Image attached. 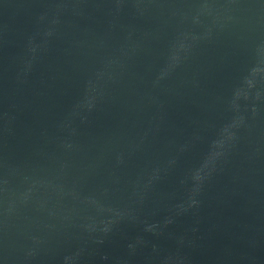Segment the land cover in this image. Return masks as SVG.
<instances>
[{"label":"water","instance_id":"water-1","mask_svg":"<svg viewBox=\"0 0 264 264\" xmlns=\"http://www.w3.org/2000/svg\"><path fill=\"white\" fill-rule=\"evenodd\" d=\"M0 264H264V0H0Z\"/></svg>","mask_w":264,"mask_h":264}]
</instances>
